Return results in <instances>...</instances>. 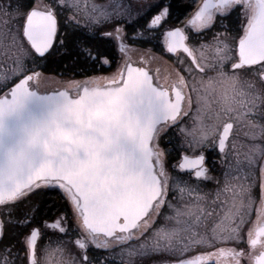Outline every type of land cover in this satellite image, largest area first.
Wrapping results in <instances>:
<instances>
[{
	"label": "snow or ice",
	"instance_id": "snow-or-ice-1",
	"mask_svg": "<svg viewBox=\"0 0 264 264\" xmlns=\"http://www.w3.org/2000/svg\"><path fill=\"white\" fill-rule=\"evenodd\" d=\"M0 264H264V0H0Z\"/></svg>",
	"mask_w": 264,
	"mask_h": 264
},
{
	"label": "flooded vegetation",
	"instance_id": "flooded-vegetation-1",
	"mask_svg": "<svg viewBox=\"0 0 264 264\" xmlns=\"http://www.w3.org/2000/svg\"><path fill=\"white\" fill-rule=\"evenodd\" d=\"M144 47H146V48H152L153 52H154L156 55H160L159 50H158L157 48H155L154 45L149 44V45H145ZM165 59H167V57H165Z\"/></svg>",
	"mask_w": 264,
	"mask_h": 264
},
{
	"label": "rangeland",
	"instance_id": "rangeland-1",
	"mask_svg": "<svg viewBox=\"0 0 264 264\" xmlns=\"http://www.w3.org/2000/svg\"><path fill=\"white\" fill-rule=\"evenodd\" d=\"M98 3H104L106 0H97Z\"/></svg>",
	"mask_w": 264,
	"mask_h": 264
}]
</instances>
